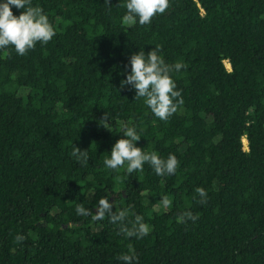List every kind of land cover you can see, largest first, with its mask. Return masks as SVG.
Returning <instances> with one entry per match:
<instances>
[{"label": "trees", "instance_id": "trees-1", "mask_svg": "<svg viewBox=\"0 0 264 264\" xmlns=\"http://www.w3.org/2000/svg\"><path fill=\"white\" fill-rule=\"evenodd\" d=\"M0 264H264V0H0Z\"/></svg>", "mask_w": 264, "mask_h": 264}, {"label": "rangeland", "instance_id": "rangeland-1", "mask_svg": "<svg viewBox=\"0 0 264 264\" xmlns=\"http://www.w3.org/2000/svg\"><path fill=\"white\" fill-rule=\"evenodd\" d=\"M227 67H229V65H228V63H227ZM245 139V138H244ZM243 139V143H244V145H245V147H246V142H245V140Z\"/></svg>", "mask_w": 264, "mask_h": 264}, {"label": "bare ground", "instance_id": "bare-ground-1", "mask_svg": "<svg viewBox=\"0 0 264 264\" xmlns=\"http://www.w3.org/2000/svg\"><path fill=\"white\" fill-rule=\"evenodd\" d=\"M245 140V139H244ZM245 142H246V140H245Z\"/></svg>", "mask_w": 264, "mask_h": 264}]
</instances>
